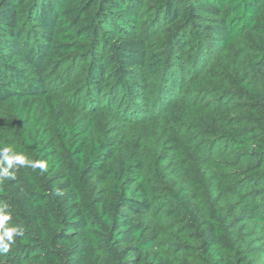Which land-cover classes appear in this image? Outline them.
<instances>
[{"label": "trees", "instance_id": "obj_1", "mask_svg": "<svg viewBox=\"0 0 264 264\" xmlns=\"http://www.w3.org/2000/svg\"><path fill=\"white\" fill-rule=\"evenodd\" d=\"M5 148L0 264H264V0H0Z\"/></svg>", "mask_w": 264, "mask_h": 264}, {"label": "clouds", "instance_id": "obj_2", "mask_svg": "<svg viewBox=\"0 0 264 264\" xmlns=\"http://www.w3.org/2000/svg\"><path fill=\"white\" fill-rule=\"evenodd\" d=\"M3 164L7 165L3 169V172L0 173V180L3 179L4 176H9V178H13L10 173L8 172V169L13 166V164L18 165H24L25 163H30L26 160V157L22 154H12L10 148L3 149ZM33 167H39L41 171H46L47 165L44 162H38L35 164H32ZM10 217L8 215H2L0 214V227H3L4 222L7 221ZM18 230L16 228H4L3 234L0 235V240L7 239L11 241L13 239V234L16 233ZM3 251L7 252L8 248L7 246L4 247Z\"/></svg>", "mask_w": 264, "mask_h": 264}, {"label": "rangeland", "instance_id": "obj_3", "mask_svg": "<svg viewBox=\"0 0 264 264\" xmlns=\"http://www.w3.org/2000/svg\"><path fill=\"white\" fill-rule=\"evenodd\" d=\"M167 29L169 31L174 30V27L171 26H167ZM68 93L69 91H62L59 93L58 95V99L62 102H66L69 98H68ZM3 111H4V122H5V126H6V130H12V129H20L21 126L18 124V122L16 121V117L14 115V107L11 105H5L3 106ZM137 131V129H136Z\"/></svg>", "mask_w": 264, "mask_h": 264}]
</instances>
